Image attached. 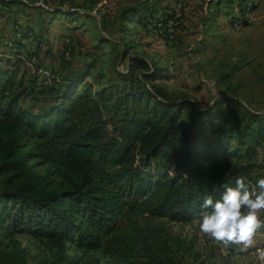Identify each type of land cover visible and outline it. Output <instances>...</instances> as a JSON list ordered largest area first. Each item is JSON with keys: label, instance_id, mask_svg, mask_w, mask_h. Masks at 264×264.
<instances>
[{"label": "trees", "instance_id": "16d2710c", "mask_svg": "<svg viewBox=\"0 0 264 264\" xmlns=\"http://www.w3.org/2000/svg\"><path fill=\"white\" fill-rule=\"evenodd\" d=\"M16 5L26 6L0 0V11ZM59 10L71 25L82 23L80 13ZM138 10L122 12L123 26L148 25ZM17 37L0 59V264H33L15 240L21 235L46 241L67 264L71 250L118 264H234V247L211 243L194 221L204 198L220 199L237 177L250 186L264 178V111L232 95L207 109L172 98L157 85L169 72L128 48L125 72L107 80L96 73L97 89L86 82L94 59L51 71L43 86L42 36L27 29ZM30 38L35 49L23 56ZM22 57L34 58L33 68ZM31 163L49 165L61 181L29 176ZM170 225L196 235L181 237Z\"/></svg>", "mask_w": 264, "mask_h": 264}, {"label": "rangeland", "instance_id": "374dc122", "mask_svg": "<svg viewBox=\"0 0 264 264\" xmlns=\"http://www.w3.org/2000/svg\"><path fill=\"white\" fill-rule=\"evenodd\" d=\"M21 1L26 6L1 8L0 43L2 39L12 43L18 39L17 34L27 29L41 35L44 45L38 54L39 69L58 74L62 69H80L94 59L92 76L86 82L97 89L99 85L93 80L96 73L107 80L125 72L127 59L121 60V52L128 48L129 54L144 56L151 64L169 72L171 79L157 85L172 98L185 97L207 109L218 106V97L232 95L251 109L264 111V0ZM130 7H137L148 16L147 26H123L122 12ZM250 7L254 8L252 12L248 11ZM61 8L80 13L82 23L75 26L65 21L58 14ZM246 14H251L253 19L235 29L234 21L245 18ZM167 19L170 20L165 25ZM123 27L129 30L124 31ZM24 44L23 56L35 49L29 39ZM12 48L0 46V56L4 55L0 59L10 56ZM30 103L26 101V105ZM32 163L29 176L35 175L52 186L61 181L49 165ZM3 184L0 178V189ZM170 228L181 237L196 235L191 226L170 225ZM262 233L264 229L258 230L256 236ZM15 240L29 263L67 264L66 260H57L54 249L46 241L23 235ZM202 245L199 243L198 249ZM257 248L262 247L243 252L236 248L238 253L232 261L246 255L255 257ZM222 252L225 253L223 249ZM67 259L73 264H118L99 252L71 250Z\"/></svg>", "mask_w": 264, "mask_h": 264}, {"label": "clouds", "instance_id": "9594fccd", "mask_svg": "<svg viewBox=\"0 0 264 264\" xmlns=\"http://www.w3.org/2000/svg\"><path fill=\"white\" fill-rule=\"evenodd\" d=\"M194 223L199 234L208 241L224 247L246 251L254 245L258 230L264 229V178L255 186L237 177L235 186L224 185L220 199L204 198ZM255 255L264 264V249H256Z\"/></svg>", "mask_w": 264, "mask_h": 264}, {"label": "built area", "instance_id": "2783aa9c", "mask_svg": "<svg viewBox=\"0 0 264 264\" xmlns=\"http://www.w3.org/2000/svg\"><path fill=\"white\" fill-rule=\"evenodd\" d=\"M174 19V17L170 19H168L165 23H166L170 20L172 22V20ZM253 19V16L251 14H246V17L245 18H241V19H238V20H235L234 21V27L235 29H239L241 27H244L247 25V23H249L250 20ZM30 41L31 38L29 39ZM0 45H4V46H11V42L7 41V40H4L2 39L1 40V43ZM22 59L25 61V63L30 67V68H33L34 64H35V59L34 58H24L22 57ZM37 75H39V83L41 85H49L51 83V80H52V75H51V72L50 71H47V70H42V69H39L37 70ZM234 255L238 253V250L234 247ZM236 257V256H235ZM257 264H260V263H257Z\"/></svg>", "mask_w": 264, "mask_h": 264}, {"label": "crops", "instance_id": "0c3cea01", "mask_svg": "<svg viewBox=\"0 0 264 264\" xmlns=\"http://www.w3.org/2000/svg\"><path fill=\"white\" fill-rule=\"evenodd\" d=\"M15 35H16V33H15ZM144 58L148 61V59L146 57H144ZM263 238H264V233L257 235L256 238H254V245L251 248H249V249H254V248L258 247V246L262 247L261 249H264V239ZM250 255L254 256L253 253H250ZM248 256L249 255H246V256H244L242 258L234 260L233 262H234V264H251V261L253 259V260H255V264L260 263V261H259L257 256L250 257V258Z\"/></svg>", "mask_w": 264, "mask_h": 264}]
</instances>
